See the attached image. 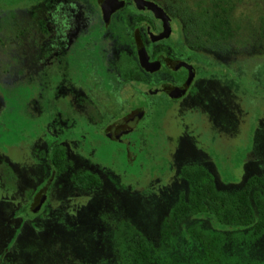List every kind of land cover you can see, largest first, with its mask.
I'll return each mask as SVG.
<instances>
[{
    "label": "rangeland",
    "instance_id": "374dc122",
    "mask_svg": "<svg viewBox=\"0 0 264 264\" xmlns=\"http://www.w3.org/2000/svg\"><path fill=\"white\" fill-rule=\"evenodd\" d=\"M186 1L194 10L197 0ZM231 5L235 30L225 44L191 53L184 44L198 40L174 30L173 48L191 58L199 79L196 93L169 105L118 81L108 61L106 74L94 47L68 52L87 31L75 4L0 0V264H133L134 240L148 244L151 264H192L216 235L223 260L210 264H264V233L252 241L250 230L211 217L172 216L187 192L183 167L206 168L223 192L264 179V0ZM113 48L107 43L116 57ZM236 76L238 85L229 82ZM135 97L164 105H153L128 147L106 141L103 130L131 114L120 100ZM52 147L66 151L64 173L50 169ZM83 172L100 187L76 188L71 176ZM44 191L45 204L29 213Z\"/></svg>",
    "mask_w": 264,
    "mask_h": 264
},
{
    "label": "trees",
    "instance_id": "16d2710c",
    "mask_svg": "<svg viewBox=\"0 0 264 264\" xmlns=\"http://www.w3.org/2000/svg\"><path fill=\"white\" fill-rule=\"evenodd\" d=\"M214 5L216 4L214 3ZM195 16L199 19V30H196L192 18L186 19L189 23L187 29L184 30L190 34L192 39L198 40L195 45H189L192 49H204L206 44L211 43L225 44L232 39L235 29L230 14L224 9L222 11L207 10ZM133 31V29L113 30L111 37L112 48L118 50L116 57L112 51L109 55L110 70L125 85H131L134 81H144L146 77L139 61H137ZM196 36H201L203 39ZM237 78L240 79V76H236L229 82L238 85L241 81ZM136 106L133 105L132 108ZM139 106H142L140 110L146 112L142 120H148L152 116L151 112L154 113L153 105ZM46 157L53 174L58 175L65 172L66 153L63 148L52 147L48 149ZM180 177L186 184L187 192L181 194L173 208L172 216L175 223L191 217L206 216L230 230H250L252 241H256L263 235L264 179L252 178L246 183L244 189L236 192H223L215 187L210 173L200 165L183 167L180 170ZM71 181L76 188L81 190L99 188L101 185L100 179L89 172L72 175ZM45 193L46 191L42 194ZM29 200L31 201V198ZM219 240L218 235L208 236V246L205 248L200 243L201 249L196 253L198 261L192 264H210L214 260L222 261V245ZM128 255L133 260V264H151L149 247L144 241L134 240L131 242Z\"/></svg>",
    "mask_w": 264,
    "mask_h": 264
},
{
    "label": "flooded vegetation",
    "instance_id": "af4514ba",
    "mask_svg": "<svg viewBox=\"0 0 264 264\" xmlns=\"http://www.w3.org/2000/svg\"><path fill=\"white\" fill-rule=\"evenodd\" d=\"M66 1L69 4H75L77 9L83 10L87 15L86 17H82L83 24L86 25L85 30H87L84 34V37L82 38L83 41L81 43L72 44L70 50H68L69 47L66 46V50H68V52H73L76 51L79 46L84 47L85 45L94 47L95 53L98 56H103V59L105 60L104 63L106 65L107 74V61L109 58L107 54V43L109 44V49H111L112 31L117 29H133L134 31H138L137 37H133L136 56L137 44L141 43L148 57V61L150 63L158 62L160 66L159 69L154 72H147L142 68L143 72L145 73L144 75L146 76L144 81H134L132 84L142 87L144 91L145 88H148L145 93L149 97L161 95L163 100L169 105H177L188 95H193L196 93L195 83L197 79H199L198 69L191 63V58H189L188 55L179 54V52L173 48L172 45L174 44V30L178 29L180 32L179 40H184L186 42L188 37H190V34L184 31L187 29L189 23L188 20H186L187 18H192L194 25H197L199 19L195 15L202 14L204 11H222V9H224L229 14H231L233 11L231 0H197L195 2L196 6L194 10L187 4L186 0H143L145 3L154 4L162 10L167 19L169 27L171 28L170 34L167 38L155 40V38L164 31V21L161 18L156 17L146 5L143 7V9H137L133 0H117V2L121 3L122 5L111 13L109 16V21L107 22V20L104 18L103 10L101 8L102 0ZM214 3L216 5H214ZM78 30H80V28ZM69 40L70 38L67 37L68 42ZM184 45L190 49L189 52L192 53L193 51H196L189 47L187 43ZM110 54L111 53H109V55ZM61 55H63V53H61ZM59 60L60 65L65 66L68 64L66 62L67 55L61 56ZM226 75L227 74H223L224 79ZM118 81L120 80L118 79ZM151 82L155 83L153 84L155 87L153 89V85L150 84ZM167 87L181 90L184 93L182 96L172 97L163 90ZM90 96L94 100L91 94ZM134 99V101L124 100L120 101L119 103L120 105H164L162 103L163 101H143L139 97H135ZM90 105L100 104L93 101L90 102ZM105 105H107V102ZM130 113V116H128L127 113L124 115L123 121L121 123L115 124L111 127H106L103 130V135L106 141L121 146H129L127 138L139 130V124H141L146 112L140 110V108L136 106L131 109ZM122 127L125 128L121 129ZM115 131L120 133L118 137L115 136ZM122 131L128 132L121 133ZM41 196H45L44 202H46L47 195L45 193L35 197L31 204H33L34 201ZM31 206L32 205H30V207Z\"/></svg>",
    "mask_w": 264,
    "mask_h": 264
},
{
    "label": "water",
    "instance_id": "95a60500",
    "mask_svg": "<svg viewBox=\"0 0 264 264\" xmlns=\"http://www.w3.org/2000/svg\"><path fill=\"white\" fill-rule=\"evenodd\" d=\"M133 1L136 5L137 9H143V7L146 5L155 14L156 17H159L164 21V31L162 34L157 36L155 38V40H161L163 38H167L170 34V27H169L167 19H166L164 13L162 12V10L159 9L154 4L145 3L143 0H133ZM121 5L122 4L117 2V0H102L101 1V8L103 10V15H104L105 20H107V22L109 21V16L111 15V13L116 8L120 7ZM137 57H138V61H139L141 68H143L145 71L154 72V71H157L159 69L160 64L158 62L150 63L148 61V57H147L146 52H145L141 43L137 44ZM163 90L165 92H167L168 94H170V96H172V97H179V96H182V94L184 93L183 91L172 88V87H167ZM125 127H122L121 129H123ZM129 130H131V129H129ZM127 132L128 131H122L121 133H127ZM114 134L116 137H118L120 133L116 132ZM44 201H45V196H41V197L37 198L34 201V203L32 204V206L30 207V211L32 213H36L39 210V208L41 207V205L44 203Z\"/></svg>",
    "mask_w": 264,
    "mask_h": 264
}]
</instances>
